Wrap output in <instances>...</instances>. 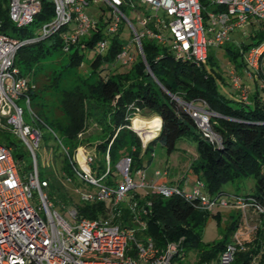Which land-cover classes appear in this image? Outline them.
I'll return each mask as SVG.
<instances>
[{
    "label": "trees",
    "instance_id": "obj_1",
    "mask_svg": "<svg viewBox=\"0 0 264 264\" xmlns=\"http://www.w3.org/2000/svg\"><path fill=\"white\" fill-rule=\"evenodd\" d=\"M199 3L204 9L213 10L209 6V0H199ZM52 15L51 3L44 1L40 12L30 25L15 28L7 18V0H0V31L20 41L27 40L32 38L34 31L42 23L49 21ZM99 19L98 28L81 39L68 53L61 51L60 39L55 34L20 46L14 55L13 64L19 75L31 80L35 86L34 90L27 93L29 109L34 110L32 113L37 120L35 125L38 128H46L56 148L62 150L60 162L62 179L64 175L71 174V166H75L72 162L73 156L78 147L92 148L94 154L99 156V160L92 161L91 164V171L96 177L105 170L104 157L107 154L109 170L102 183L115 187L119 177L114 165L122 156H130V172L134 175L136 171L146 167L155 145H159L167 155H170L182 152L176 145L187 141L193 145L197 156L189 169L195 179L202 183L208 195L222 194L220 188L225 182L252 177L253 192L240 197H250L264 208V93L261 92L260 95L259 90L254 88L248 105L230 101L217 93L213 83V70L205 69L206 64L211 67L214 63L209 54L205 65L197 67L193 62L175 60L166 47L145 39L140 40V46L151 76L139 55L125 70L119 71V68L125 65L116 61V55L124 46H127L129 52L128 45L119 39V34L107 35L105 23L100 17ZM261 26V30L250 36L249 43L240 44L242 51L264 39V25ZM99 40L106 42L101 52L94 48ZM225 49L232 62L240 57L238 51L229 47ZM86 50L93 52L91 60L87 63L89 68L87 76L92 77L93 81L89 84L84 83V88L59 92L58 88H52V92L57 94L56 109L61 117L55 115L42 100L46 92L42 94L45 89L37 82L39 78L35 77L34 67L39 66V61L44 57L57 53L65 56L67 68L78 70L83 64ZM58 81L59 78L56 77L54 87ZM174 98L185 103L202 100L211 112L219 116L210 118L211 129L220 142L218 146L203 136ZM130 106L139 110L138 118L159 119L156 136L149 140L144 148H141L139 138L128 128ZM4 134L5 132L0 129V144L12 148L11 155L17 164L18 176L24 181L32 171L33 160L26 150L15 149ZM24 155L31 160L28 158L24 161ZM34 160L38 179L46 182L43 191L51 206L61 210L72 207L76 210L77 219L93 220L107 216L110 200L73 203L51 172L38 171L35 153ZM132 199L144 207V213L136 212L137 218L145 224L143 230L137 229L133 222V214L128 209V203ZM146 203L149 205L146 206ZM196 205V202L188 203L177 196L162 198L147 194L140 197L137 192H130L129 197L117 205L119 213L113 218L112 223L119 227H134V241H143L145 237H149L158 249L168 242H177L181 239L179 246L184 255L182 259L175 258V264H218L219 255L232 239L226 240L228 236L226 233L219 242L201 245L199 231L197 233L195 229L199 225L202 226L207 213L195 212ZM237 217L240 219V215ZM189 222H192V225H189ZM238 225V222L233 221L230 229L233 231ZM261 225L264 227L263 222ZM261 234L260 230H256L255 237L260 238ZM254 243L256 244V241ZM189 252L192 253L190 257ZM257 252L256 244L244 252L236 253L231 264H249ZM258 264H264V255Z\"/></svg>",
    "mask_w": 264,
    "mask_h": 264
},
{
    "label": "built area",
    "instance_id": "obj_2",
    "mask_svg": "<svg viewBox=\"0 0 264 264\" xmlns=\"http://www.w3.org/2000/svg\"><path fill=\"white\" fill-rule=\"evenodd\" d=\"M44 0H7V18L15 28H24L31 24L33 18L40 12ZM53 15L42 23L27 40H18L0 31V129L16 136L25 146L32 160L34 151L40 140V130L35 125L37 121L29 109L27 93L35 89L34 83L20 76L13 60L16 50L25 44L46 39L57 34L60 39L61 51L68 53L81 39L87 37L100 25V19L105 23V33L109 36L121 34L124 25L131 32V43L141 57L140 40L153 41L166 47L175 60L193 62L199 67L205 65L209 50L225 45L234 29L246 24L264 21V0H209L213 10L204 9L199 0H49ZM100 5L101 13L108 11L103 19L102 14L93 19L84 13L85 7ZM129 11L132 18H127ZM202 12L204 13L202 15ZM1 28V26H0ZM106 46L104 40L95 44L97 52ZM127 46L121 48L116 55V61L127 66L133 62V57L127 51ZM245 75L248 78H258L261 84L257 88L264 93V39L249 47L246 51L240 49ZM148 71V70H147ZM231 84L237 89L239 102L248 105L246 90L239 85V80L232 71L228 73ZM175 101L182 106L193 120L195 126L211 143L219 145V139L213 133L210 118L211 112L202 100L188 103L177 98ZM23 101L28 109L33 125L22 120V110L16 104ZM199 106H194L193 103ZM132 122L138 119L139 110L129 107ZM149 121V120H146ZM160 124V123H159ZM159 130L154 131V138ZM143 131H148L144 129ZM139 136V135H138ZM141 140V148L149 141ZM12 148L0 144V264H175L174 259L183 258V250L177 242H168L161 249L154 246L149 237L143 241H134V227H119L112 223L118 215L117 205L129 197L130 192L169 198L177 196L185 202H196L197 209L210 212L216 208H231L245 213L251 209L264 223V208L250 197L230 196L221 199L219 195L210 197L203 192L204 187L198 180L193 181L190 194L177 186L165 184H149L145 182L144 170H138L131 175L130 156H122L114 165L119 181L115 187L102 183L106 177L108 157L105 155V170L99 177L91 171L92 156L85 153L82 147L76 149L71 166V174L63 176V182L69 184L72 178L85 186L94 189L93 192H76L78 201L83 203L111 201L107 216L98 219H77L76 210L68 211L69 221L51 210L43 188L45 181L37 177L36 167L22 181L18 176L17 164L11 155ZM82 157L81 161L77 156ZM71 161V160H70ZM134 176L137 180L134 181ZM155 177L158 173L154 174ZM33 192L36 194L39 207L31 205ZM146 206L149 203L145 204ZM128 209L133 214V222L137 229H144L145 224L137 218L136 212L144 213V207L132 199ZM44 216L41 218L39 212ZM234 240V241H233ZM133 243L131 247L128 243ZM246 251L232 236V242L226 245L218 257V264H231L238 252Z\"/></svg>",
    "mask_w": 264,
    "mask_h": 264
},
{
    "label": "rangeland",
    "instance_id": "obj_3",
    "mask_svg": "<svg viewBox=\"0 0 264 264\" xmlns=\"http://www.w3.org/2000/svg\"><path fill=\"white\" fill-rule=\"evenodd\" d=\"M44 1L49 2V0ZM100 8V5H90L88 7H85L84 13L90 18L97 19L102 14ZM107 16L108 11H104L102 14V18L105 19ZM125 16L127 18H132V15L129 13V11L125 12ZM259 25H264V21L259 22ZM257 27L258 23H251L234 29V31L230 33L229 40L225 43L224 46L229 47L232 50H236L240 53V44L249 43L251 41L250 36L257 32ZM131 37L132 35L130 30L126 25H124V27L122 28V32L119 35V39L127 43L129 52L134 59L138 54L134 49V45L131 43ZM224 46L219 48H211L209 50V55L212 57L214 63L213 65H211V67L210 65L206 64L205 69L209 70L211 68L213 70V83L219 95H222L230 101L239 102L238 91L231 84L228 76L229 71H232L234 76L239 80L238 84L246 90V93L248 95L247 100L249 101V97L253 94L254 88L258 87V85L261 84V81L255 77L247 78L245 76V69L242 64L241 56L237 57L235 62H232L229 59V54ZM92 55L93 52L91 50H86L84 52L83 64L78 70L67 68V60L65 56L59 55L57 53H52L51 55L44 57L39 61V66L34 67L35 77L38 76L39 78L37 79V82H39V84H41V87L45 89L42 94L44 95V93L46 92L45 97L42 98V100H44V102L49 106V110L55 115L59 116L60 113L56 109L58 105L57 94L52 92V88H58L59 92L60 90L84 88L86 83H91L93 81V78L87 76L89 70L87 63L91 60ZM127 67L128 66H122L121 68H119V71L125 70V68ZM35 77L33 79H35ZM56 77L59 78V81L57 82L56 87H54V80ZM259 94L262 95L261 91H259ZM16 104L19 108H21L23 112L22 120L24 121V123L30 126L33 125L29 117L28 109L23 101H17ZM231 104L234 105L233 103ZM193 105L199 106V104L196 102L193 103ZM138 119L146 121L141 118ZM39 130L41 139L39 140L38 146L34 151L37 157L38 171L51 172L62 186L66 196L73 203H76L79 197L76 189H78V192H93V188H88L75 178H72V182L69 184H65L63 182L60 169L62 150L59 147L56 148V145L46 128L41 127L39 128ZM150 130L152 131V129ZM4 132V135L11 143H13L15 149L21 151L26 150L23 143L16 136L8 131ZM138 135L136 136L139 138V140H143ZM176 147L182 150V152H176L167 155L159 145L154 146L151 155H149V161L145 168V182L152 184L153 181H159L162 179H165L166 181V179H169L180 185L181 189L184 190V193L190 194L193 188V176L189 169V166L193 162V160L197 158V156L194 151L193 145L187 141L179 142ZM85 150L86 154L92 156L93 161H96L97 159L99 160V156H96L94 154L92 148H85ZM28 158L30 157L24 155V161H26ZM33 164L35 166V160L33 161ZM110 168L112 167L110 166ZM165 169L169 170L167 177H164L162 174ZM155 171H158L160 176H153ZM134 177V181H136L137 176ZM220 189L222 191V194H220L219 197L224 200L228 199V197L232 195L246 196L251 194L254 190V179L252 177H243L237 179L234 182H225L221 185ZM31 205L34 208L39 207V201L34 192L31 199ZM70 208L72 207L61 210L58 207L51 206V210H53L64 220L69 222L70 219L67 214ZM197 211L205 212L200 209L195 210V212ZM205 213H207V216L204 219L202 226L199 225L195 229V232L198 233L199 231L201 245H210L212 243L219 242L223 239L224 235L228 233L226 240H231L232 236L234 235V238L243 246V248H245V250L252 247L253 245L256 246L257 244L258 252L255 256H252V260L249 264L259 263L261 256L264 255V227L261 225L262 220L260 217L254 214H243L241 212L239 213L231 208L221 207ZM237 215H240V219H238ZM39 216L43 218L44 214L42 211L39 212ZM233 221L238 222L239 225L235 230L232 231L230 229V226ZM188 224L192 225V222H189ZM227 228L230 231H228ZM256 230H260L262 232L261 236H259L260 238L255 237ZM254 241H256V244L254 243ZM128 244L131 246L130 242ZM191 254L192 253L189 252L188 257H190Z\"/></svg>",
    "mask_w": 264,
    "mask_h": 264
},
{
    "label": "bare ground",
    "instance_id": "obj_4",
    "mask_svg": "<svg viewBox=\"0 0 264 264\" xmlns=\"http://www.w3.org/2000/svg\"><path fill=\"white\" fill-rule=\"evenodd\" d=\"M159 126V119L158 118H151L149 121H143L140 119H135L132 122V128L135 130L139 136L147 141L149 140L153 134L154 131L157 130ZM144 129H148V131H143ZM152 129V131L150 130ZM78 160L81 161L82 157L80 155L77 156Z\"/></svg>",
    "mask_w": 264,
    "mask_h": 264
},
{
    "label": "crops",
    "instance_id": "obj_5",
    "mask_svg": "<svg viewBox=\"0 0 264 264\" xmlns=\"http://www.w3.org/2000/svg\"><path fill=\"white\" fill-rule=\"evenodd\" d=\"M246 76V75H245ZM247 77V76H246ZM248 78V77H247ZM82 149L84 150V151H86L85 150V147H82ZM149 161V160H148ZM148 163V162H147ZM147 165V164H146ZM146 168V167H145ZM145 168L143 169L144 170V174H145ZM168 172H169V170L168 169H165L164 170V172L162 173L163 174V176L164 177H167L168 176ZM155 173H158V176H160V174H159V172L158 171H155L154 172V174ZM154 174H153V176H154ZM157 176V177H158ZM192 176H193V181L195 180V176L192 174ZM135 178V177H134ZM178 182H179V180H178ZM152 183H155V184H165V185H169V186H177V187H179V188H181L180 187V185H178L177 183H175L174 181H172V180H169V179H166V181H165V179H162V180H159V181H153ZM149 184H151V183H149ZM203 192L205 193V190H203ZM137 193H138V195L139 196H141L142 195V192L141 191H137ZM207 194V193H206ZM208 195V194H207ZM210 196V195H209ZM240 213V212H239ZM245 213H248V214H254L255 215V213L251 210V209H249V210H247ZM261 223H262V221H261Z\"/></svg>",
    "mask_w": 264,
    "mask_h": 264
},
{
    "label": "water",
    "instance_id": "obj_6",
    "mask_svg": "<svg viewBox=\"0 0 264 264\" xmlns=\"http://www.w3.org/2000/svg\"><path fill=\"white\" fill-rule=\"evenodd\" d=\"M141 58H142V62L144 63L146 69L148 70V74L151 76V73H150V71H149V69H148V67H147V65H146V63H145V61L143 59V56H141ZM213 117H219V116L218 115H213Z\"/></svg>",
    "mask_w": 264,
    "mask_h": 264
}]
</instances>
